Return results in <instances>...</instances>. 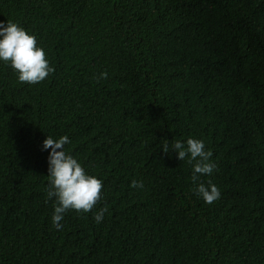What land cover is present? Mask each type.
<instances>
[{"label": "trees", "instance_id": "obj_1", "mask_svg": "<svg viewBox=\"0 0 264 264\" xmlns=\"http://www.w3.org/2000/svg\"><path fill=\"white\" fill-rule=\"evenodd\" d=\"M8 20L55 71L26 84L0 61V264H264V0H0ZM64 135L103 188L57 230L43 141ZM189 137L211 205L162 149Z\"/></svg>", "mask_w": 264, "mask_h": 264}, {"label": "clouds", "instance_id": "obj_2", "mask_svg": "<svg viewBox=\"0 0 264 264\" xmlns=\"http://www.w3.org/2000/svg\"><path fill=\"white\" fill-rule=\"evenodd\" d=\"M0 61L11 66L17 73L18 82L26 84H38L55 71L46 59L44 49L37 46L36 37L11 20L6 24L0 21ZM94 78L97 81L107 79V73H100ZM68 143L70 140L67 135L58 139L47 136L43 141V150L51 149L46 193L49 199L55 198L52 223L57 230L63 228L61 221L66 212L74 210L79 214L90 213L102 199V180L89 174L73 155L64 150ZM170 148L177 153V159L192 166L193 191L209 205L220 199L218 186L211 180L207 185L200 181L201 176H210L216 168L211 160L213 153L206 150L205 142L192 137L186 142L174 140L171 144L164 140L163 152L167 154ZM131 187L142 188L143 182L134 179ZM105 211L106 206L95 213L97 223L102 221Z\"/></svg>", "mask_w": 264, "mask_h": 264}]
</instances>
